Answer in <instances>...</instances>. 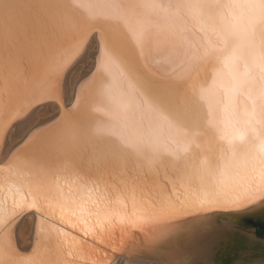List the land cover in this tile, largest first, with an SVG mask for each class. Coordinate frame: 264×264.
<instances>
[{"label": "bare ground", "instance_id": "obj_1", "mask_svg": "<svg viewBox=\"0 0 264 264\" xmlns=\"http://www.w3.org/2000/svg\"><path fill=\"white\" fill-rule=\"evenodd\" d=\"M200 14L186 0H0V264L205 260L188 252L189 224L264 199L252 59L205 52L198 81L213 85L223 59L225 123L247 96L251 130L220 139L202 104L188 118L195 85L181 68L196 56L188 32ZM249 21L264 57L260 5ZM176 127L201 132L183 155Z\"/></svg>", "mask_w": 264, "mask_h": 264}, {"label": "clouds", "instance_id": "obj_2", "mask_svg": "<svg viewBox=\"0 0 264 264\" xmlns=\"http://www.w3.org/2000/svg\"><path fill=\"white\" fill-rule=\"evenodd\" d=\"M188 2L201 10L200 16L191 22L192 26L188 32L193 41L192 51L196 56L181 68L183 77L189 80L190 85H195L186 100L188 118L194 119L202 104L208 111L205 127L214 131L220 139H225L226 133L251 130L254 118H250L247 114V96L240 98L242 102L239 104V116L231 123H225L221 110L223 91L218 86L229 75V68L223 59L218 58L213 65V85L201 87L198 81L208 63L205 52L211 55L237 49L241 56L252 59L248 67L250 79L255 80L252 73L256 72L261 87H264V57H261L258 48L247 42L253 37L259 40L257 29L260 25L250 23L249 14L257 5L264 9V0H186V3ZM172 136L176 142L173 149L178 150L176 145L182 144L183 150L178 151L179 155H183V151L197 142L201 132L176 127L172 129Z\"/></svg>", "mask_w": 264, "mask_h": 264}, {"label": "water", "instance_id": "obj_3", "mask_svg": "<svg viewBox=\"0 0 264 264\" xmlns=\"http://www.w3.org/2000/svg\"><path fill=\"white\" fill-rule=\"evenodd\" d=\"M187 231V235L191 233L186 242L188 252L193 248L206 251L205 260L193 261L189 255L174 264H264V199L239 208L204 212ZM161 260L157 263H169V259Z\"/></svg>", "mask_w": 264, "mask_h": 264}]
</instances>
